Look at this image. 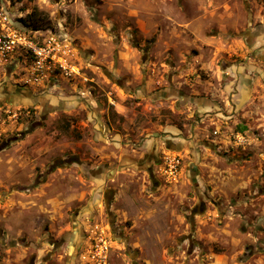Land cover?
Segmentation results:
<instances>
[{"label":"rangeland","instance_id":"1","mask_svg":"<svg viewBox=\"0 0 264 264\" xmlns=\"http://www.w3.org/2000/svg\"><path fill=\"white\" fill-rule=\"evenodd\" d=\"M0 9V264H264V0Z\"/></svg>","mask_w":264,"mask_h":264},{"label":"built area","instance_id":"2","mask_svg":"<svg viewBox=\"0 0 264 264\" xmlns=\"http://www.w3.org/2000/svg\"><path fill=\"white\" fill-rule=\"evenodd\" d=\"M14 50L30 52L34 58L33 65L36 70L43 68L53 59L50 46L37 47L25 36L14 30L9 15L0 9V61H6L14 54ZM72 73H77L74 70Z\"/></svg>","mask_w":264,"mask_h":264},{"label":"flooded vegetation","instance_id":"3","mask_svg":"<svg viewBox=\"0 0 264 264\" xmlns=\"http://www.w3.org/2000/svg\"><path fill=\"white\" fill-rule=\"evenodd\" d=\"M16 88H18V87L16 86ZM17 90H18V91H15V92H17V93H18V92H21V91L26 92V91L23 90L22 88H18ZM20 94H21V93H20ZM3 102H4V101H3ZM5 102H6V100H5ZM0 104H1V103H0ZM153 158H154V157H153ZM153 158H152V159L148 158V159H145V160H146L147 162H150V161H151V162L153 163ZM151 162H150V163H151ZM62 164H63V163H62V162L60 163V161H59V162L57 161L56 163L53 162V164L51 165V167H50L49 169L57 170V169H59V166H62ZM60 168H61V167H60ZM49 172L51 173L50 170H49ZM33 263H34V262L32 261L31 264H33Z\"/></svg>","mask_w":264,"mask_h":264},{"label":"crops","instance_id":"4","mask_svg":"<svg viewBox=\"0 0 264 264\" xmlns=\"http://www.w3.org/2000/svg\"><path fill=\"white\" fill-rule=\"evenodd\" d=\"M203 109H205V108H203ZM173 148H174L173 146H170V150L173 149ZM145 155H148V156H145V159H148V158L152 159L154 157L153 158V162H155V163L158 162L157 158H155L156 156H154V152L150 151V152L146 153ZM145 163L148 164L149 162L146 161Z\"/></svg>","mask_w":264,"mask_h":264},{"label":"trees","instance_id":"5","mask_svg":"<svg viewBox=\"0 0 264 264\" xmlns=\"http://www.w3.org/2000/svg\"><path fill=\"white\" fill-rule=\"evenodd\" d=\"M20 21H21L23 27H25V26L28 27V24H27L25 19L24 20H20Z\"/></svg>","mask_w":264,"mask_h":264}]
</instances>
